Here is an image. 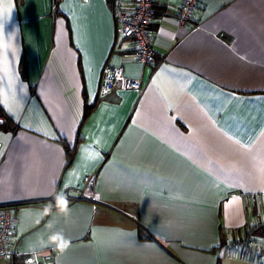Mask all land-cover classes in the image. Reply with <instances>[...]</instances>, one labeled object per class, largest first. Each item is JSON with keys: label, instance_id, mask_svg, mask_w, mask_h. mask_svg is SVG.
Wrapping results in <instances>:
<instances>
[{"label": "crops", "instance_id": "1", "mask_svg": "<svg viewBox=\"0 0 264 264\" xmlns=\"http://www.w3.org/2000/svg\"><path fill=\"white\" fill-rule=\"evenodd\" d=\"M196 1L154 0L153 68L109 0H0V203L100 196L17 209L0 264H264V0ZM105 65L142 93L99 96Z\"/></svg>", "mask_w": 264, "mask_h": 264}, {"label": "built area", "instance_id": "2", "mask_svg": "<svg viewBox=\"0 0 264 264\" xmlns=\"http://www.w3.org/2000/svg\"><path fill=\"white\" fill-rule=\"evenodd\" d=\"M196 9V0H181L174 16L179 23L184 24L192 20ZM112 11L117 35L132 39L137 59L145 66L156 68L160 61L155 58L156 51L153 47L150 28L155 12L154 0H112ZM143 88L144 83L141 78L129 77L120 68L105 65L102 69L98 94L104 96L114 89H134L142 93ZM3 121L4 117L0 115V124ZM1 146L0 142V149ZM95 177V173L86 174L80 186L63 189L47 198L0 203V260L8 259L15 254L12 226L17 209L41 203L47 204L50 209H57L75 202L100 204V196L95 189ZM21 263L55 264L51 256L41 257L38 252L27 253Z\"/></svg>", "mask_w": 264, "mask_h": 264}, {"label": "trees", "instance_id": "3", "mask_svg": "<svg viewBox=\"0 0 264 264\" xmlns=\"http://www.w3.org/2000/svg\"><path fill=\"white\" fill-rule=\"evenodd\" d=\"M57 1V0H55ZM109 2L112 5V0H109ZM91 108L86 107L85 108V112H84V117L85 118L89 112ZM0 115L4 117V121L2 122L1 127L5 128V125L8 124V122L10 123V118L8 117V115H6V113L4 112V110L1 108L0 106ZM65 151H66V157H67V161H66V165H69L71 163L72 157H73V149H70L69 147L65 146ZM247 233L253 235V236H261L263 234V227L259 226L255 229H250L247 231Z\"/></svg>", "mask_w": 264, "mask_h": 264}, {"label": "snow or ice", "instance_id": "4", "mask_svg": "<svg viewBox=\"0 0 264 264\" xmlns=\"http://www.w3.org/2000/svg\"><path fill=\"white\" fill-rule=\"evenodd\" d=\"M0 28H3V23L2 22H0Z\"/></svg>", "mask_w": 264, "mask_h": 264}]
</instances>
